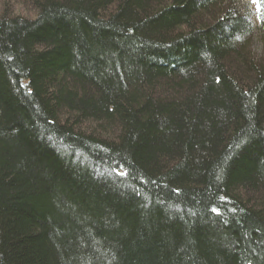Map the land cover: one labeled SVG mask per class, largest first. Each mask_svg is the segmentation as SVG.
Instances as JSON below:
<instances>
[{
    "label": "trees",
    "instance_id": "obj_1",
    "mask_svg": "<svg viewBox=\"0 0 264 264\" xmlns=\"http://www.w3.org/2000/svg\"><path fill=\"white\" fill-rule=\"evenodd\" d=\"M251 2L0 0V264H264Z\"/></svg>",
    "mask_w": 264,
    "mask_h": 264
},
{
    "label": "rangeland",
    "instance_id": "obj_2",
    "mask_svg": "<svg viewBox=\"0 0 264 264\" xmlns=\"http://www.w3.org/2000/svg\"><path fill=\"white\" fill-rule=\"evenodd\" d=\"M238 9L243 13H249L252 17H254L255 7L251 0H238ZM253 51L260 57L264 54L263 45L258 40H255L254 42Z\"/></svg>",
    "mask_w": 264,
    "mask_h": 264
},
{
    "label": "snow or ice",
    "instance_id": "obj_3",
    "mask_svg": "<svg viewBox=\"0 0 264 264\" xmlns=\"http://www.w3.org/2000/svg\"><path fill=\"white\" fill-rule=\"evenodd\" d=\"M254 2H255V0H254ZM213 211H215V209Z\"/></svg>",
    "mask_w": 264,
    "mask_h": 264
}]
</instances>
